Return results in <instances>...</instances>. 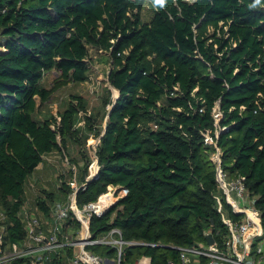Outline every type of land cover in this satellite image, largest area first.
<instances>
[{"label":"trees","instance_id":"16d2710c","mask_svg":"<svg viewBox=\"0 0 264 264\" xmlns=\"http://www.w3.org/2000/svg\"><path fill=\"white\" fill-rule=\"evenodd\" d=\"M145 1L0 0V201L6 241L26 234L20 211L28 177L43 155L54 150L68 155L69 141L79 182L91 174V155L98 164L76 193L79 206L109 185L123 192L91 217L93 235L118 227L124 240L161 244L126 246L124 261L149 255L151 264H167L178 256L168 244L205 243V230L222 238L227 228L217 200L230 217L242 214L232 211L216 183V146L203 135L208 129L226 177L239 176L255 200L264 237V0H150L152 15L144 21ZM91 48L111 58L108 81L119 96L114 102L107 95L102 99L111 108L90 112L87 100L72 94L57 115L42 113L64 80H87ZM52 69L64 80L50 90L41 80ZM89 132L99 142L86 150ZM72 176L69 168L60 175L59 192L42 189L36 196L45 215L59 193L65 200ZM90 248L115 251L101 244Z\"/></svg>","mask_w":264,"mask_h":264},{"label":"built area","instance_id":"2783aa9c","mask_svg":"<svg viewBox=\"0 0 264 264\" xmlns=\"http://www.w3.org/2000/svg\"><path fill=\"white\" fill-rule=\"evenodd\" d=\"M213 116L218 124L222 117L218 105L213 109ZM218 133L219 131L216 130V135ZM203 135L206 143L216 146V156L212 159L216 164L215 180L222 196L231 206L232 211L242 214V218L230 217L224 208L223 200L218 199L217 210L227 228L224 236L216 239L217 234L211 230H205V236L208 233L213 236L212 242L207 240L205 243L192 246L168 244L167 246L178 250V256L177 259H168L167 264H264L262 244H255L254 240L258 236H263L260 214L254 206L255 200L250 197L239 176L234 179L226 177L221 166V151L210 134V130H205ZM97 170L91 174L97 173ZM91 174L86 176L84 181L79 182L76 172H73L70 180L71 191L67 195V201L56 200L52 204L50 216L53 225L51 230H44L40 217L29 216L27 222L24 223L26 234L20 241L8 242L0 235V264H7L18 257L28 258L25 264H44L48 260L60 261L62 254L68 248L71 249V254L67 256L66 264H151L149 255H142L133 261H124L122 252L126 246L134 244L161 245L160 243L124 240L122 231L118 227H112L98 236L93 235L90 229L91 217L94 214L100 215L113 206L123 192L118 186L109 185L107 191L99 195L97 199L79 206L76 202V193L79 189L86 188ZM117 191L118 193L114 194ZM241 200L245 204H239ZM1 219H6L5 211L1 213ZM73 224L78 226L74 227ZM68 228L70 231H67ZM93 244L112 246L115 251L112 255L98 253L90 248Z\"/></svg>","mask_w":264,"mask_h":264},{"label":"rangeland","instance_id":"374dc122","mask_svg":"<svg viewBox=\"0 0 264 264\" xmlns=\"http://www.w3.org/2000/svg\"><path fill=\"white\" fill-rule=\"evenodd\" d=\"M152 9V5L147 2L140 11L141 18L143 20L149 19L150 15L152 14ZM89 59L90 69L88 78L85 81L74 82L72 80H64L60 76L59 71H57L56 69H52L44 74L41 82L46 88L50 90L54 88L58 81H64L63 84L56 91L54 90L52 92L50 99L44 105L41 106V109L43 110L42 113H53L54 115H57L58 110L65 107L72 94L82 95L88 102V110L90 112L97 111L98 109L104 112L106 111V109L109 110L111 108V105L109 103H107L105 106L102 104V99L105 95L109 96L111 101L113 102L119 96L118 90L112 87V85L108 82L107 79V72L108 69H110V58L105 51L101 49L91 48ZM81 112L80 114H82ZM102 114L103 113L100 112L101 116ZM105 122L106 115L104 116L100 127L104 126ZM80 124H83V121H81ZM98 139L99 136H93V134L89 132V136L86 140L85 149L88 150L89 147L95 149L98 143ZM68 144V155L65 156L64 153H62V150L52 151L44 158V163L40 165L38 171H36L33 175L31 174L32 177H30V179L28 178L30 180L29 182L34 184V186H28V189L31 190V194H33V190L36 193H38L39 191H41L42 193V188L44 187L48 188V190H54V192H57L58 185L60 186L62 180L59 179L61 178L60 175L64 172L67 173L69 168H71L73 172H76V175L78 174L79 170L76 168V165L71 164L69 160V157L75 156V147L73 146L71 141H69ZM215 156V152H213L212 157L215 158ZM91 158L93 159L89 169L91 172H94L96 169H98V165L96 163V156L93 154L91 155ZM42 170H45L43 174L41 173ZM71 179L72 177L69 179V181ZM112 191H114V188H112ZM116 193H118V191L114 194ZM26 196L27 195L25 194V201L27 198ZM66 201L67 197L65 198L64 202ZM238 203L245 204V202H243L242 200ZM41 217L43 219L46 218L44 215H41ZM254 240L255 244L261 243L262 248L264 249L263 236H258Z\"/></svg>","mask_w":264,"mask_h":264},{"label":"crops","instance_id":"0c3cea01","mask_svg":"<svg viewBox=\"0 0 264 264\" xmlns=\"http://www.w3.org/2000/svg\"><path fill=\"white\" fill-rule=\"evenodd\" d=\"M147 2H149L150 3V0H146L145 2H144V5L147 3ZM151 4V3H150ZM144 5L142 6V8L144 7ZM152 15V14H151ZM151 15H150V17H149V19L151 18ZM149 19H147V20H149ZM147 20H144V21H147ZM106 52V51H105ZM107 53V52H106ZM108 54V53H107ZM109 56V55H108ZM110 58V57H109ZM110 69H111V58H110ZM90 66V65H89ZM110 69H108V72H107V75L109 74V71H110ZM107 79H108V76H107ZM109 82V81H108ZM112 87H114V86H112ZM115 88V87H114ZM116 89V88H115ZM118 90V89H117ZM37 104H39V100H38V98H37ZM98 142H99V139H98ZM51 153V152H50ZM50 153H47V154H45V155H43V160H44V158L48 155V154H50ZM43 160L39 163V165L33 170V172L31 173L32 175L36 172V171H38V168L40 167V165L42 164V163H44L43 162ZM96 162H97V158H96ZM45 172V170H42L41 171V173L43 174ZM31 174H30V176L28 177L29 179H30V177H32L31 176ZM29 179H27V181H26V183H25V194L27 195L26 197V201L24 202L25 204H23L22 205V207H21V211H20V216L22 217V219H23V222L24 223H26L27 222V217H29V216H38V217H40L41 219H42V225H43V228H44V230L45 231H48V230H51V228H52V225H53V222H52V219H51V208H52V204H53V202L50 204V212L48 213V215H45V213H43V211L42 210H40L38 207H37V205L35 204V202H34V200H35V198H36V196H38L39 195V193H41V191H39L38 193H36L34 190H33V194H31V190H29L28 188V186H30V185H32V186H34V184L33 183H30L29 181ZM60 180H61V178H59ZM59 185H58V189H57V191L59 192ZM42 189H47L48 190V188H46V187H44V188H42ZM34 192H35V194H34ZM60 194V196H59V198L57 199V200H59L60 199V201H63L64 200V197L62 196V194L61 193H59ZM56 201V200H55ZM65 201V200H64ZM4 211V209H3V207H2V205L0 206V235H2L4 238H5V235H6V227H7V225H8V221H7V219H1V213ZM41 215H44L46 218L45 219H43L42 217H41ZM67 224V223H66ZM66 224H64V226L66 225ZM67 231H70V228H68L67 229ZM67 256H69L68 254H67V252L65 251L63 254H62V259H66V261L65 262H67ZM28 259V258H27ZM52 263H54L53 262V260L52 261H46V262H44V264H52ZM24 264H25V262H24ZM66 264V263H65Z\"/></svg>","mask_w":264,"mask_h":264},{"label":"water","instance_id":"95a60500","mask_svg":"<svg viewBox=\"0 0 264 264\" xmlns=\"http://www.w3.org/2000/svg\"><path fill=\"white\" fill-rule=\"evenodd\" d=\"M97 163V162H96ZM98 165V164H97ZM206 237H207V240H208V242H212L213 241V236L210 234V233H208L207 235H206Z\"/></svg>","mask_w":264,"mask_h":264}]
</instances>
